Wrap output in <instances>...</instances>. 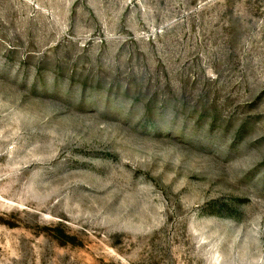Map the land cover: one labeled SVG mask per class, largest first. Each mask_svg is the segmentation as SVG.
I'll return each mask as SVG.
<instances>
[{"label": "rangeland", "instance_id": "1", "mask_svg": "<svg viewBox=\"0 0 264 264\" xmlns=\"http://www.w3.org/2000/svg\"><path fill=\"white\" fill-rule=\"evenodd\" d=\"M0 264H264V0H0Z\"/></svg>", "mask_w": 264, "mask_h": 264}]
</instances>
